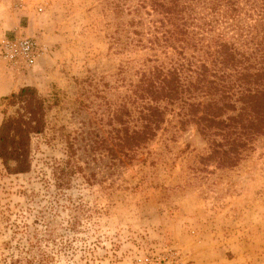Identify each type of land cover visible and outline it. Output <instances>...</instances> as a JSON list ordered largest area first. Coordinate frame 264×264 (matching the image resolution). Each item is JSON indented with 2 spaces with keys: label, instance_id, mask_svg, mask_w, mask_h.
Masks as SVG:
<instances>
[{
  "label": "rangeland",
  "instance_id": "1",
  "mask_svg": "<svg viewBox=\"0 0 264 264\" xmlns=\"http://www.w3.org/2000/svg\"><path fill=\"white\" fill-rule=\"evenodd\" d=\"M234 1L233 12L195 5L199 50L187 56L200 60V48L221 39L253 52L264 0ZM149 8L0 0V122L13 113L4 98L26 85L46 108L29 172L11 175L0 163V264H264V137L236 167L201 166L207 144L192 124L180 127L175 105L130 163L116 152V111L133 109L140 74L172 53L148 43L160 18ZM20 38L36 43L33 66L6 54Z\"/></svg>",
  "mask_w": 264,
  "mask_h": 264
},
{
  "label": "trees",
  "instance_id": "2",
  "mask_svg": "<svg viewBox=\"0 0 264 264\" xmlns=\"http://www.w3.org/2000/svg\"><path fill=\"white\" fill-rule=\"evenodd\" d=\"M201 1L138 0L140 7L148 5L160 16L148 43L154 50L170 48L172 53L163 50L168 60L155 59V65L140 74L132 92L133 109L123 105L115 113L114 146L129 163L163 129L175 105L180 108V127L192 124L207 144L208 152L198 159L201 166L236 167L253 143L264 137V61L258 66L256 62L264 60V34L253 44L254 64L249 63L253 52L246 55L222 39L213 50L201 47L200 60L187 56L188 47L199 50L190 26L196 21L194 7ZM211 1L212 6L223 3L228 12L236 10L234 0ZM4 100L13 113L0 122V163L8 174H25L31 166V139L46 126L45 100L29 85Z\"/></svg>",
  "mask_w": 264,
  "mask_h": 264
},
{
  "label": "built area",
  "instance_id": "3",
  "mask_svg": "<svg viewBox=\"0 0 264 264\" xmlns=\"http://www.w3.org/2000/svg\"><path fill=\"white\" fill-rule=\"evenodd\" d=\"M10 60L18 58L27 66H33L38 56L36 43L31 38H20L6 44Z\"/></svg>",
  "mask_w": 264,
  "mask_h": 264
}]
</instances>
